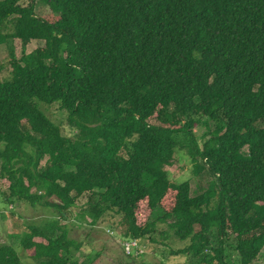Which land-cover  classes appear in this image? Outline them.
<instances>
[{"label":"trees","instance_id":"obj_1","mask_svg":"<svg viewBox=\"0 0 264 264\" xmlns=\"http://www.w3.org/2000/svg\"><path fill=\"white\" fill-rule=\"evenodd\" d=\"M15 40L21 57L0 77V195L56 214L35 225L12 213L0 264H23L18 247L37 264H96L101 254L78 258L82 243L61 222L82 198L79 224L110 214L114 236L153 245L172 233L189 244L170 254L188 264L258 260L264 0H0V46ZM39 106L66 113L72 136ZM177 151L206 174L202 187L170 179Z\"/></svg>","mask_w":264,"mask_h":264},{"label":"rangeland","instance_id":"obj_2","mask_svg":"<svg viewBox=\"0 0 264 264\" xmlns=\"http://www.w3.org/2000/svg\"><path fill=\"white\" fill-rule=\"evenodd\" d=\"M37 7H44L46 11L50 9L40 3L37 4ZM36 41H32L27 47V52L29 53L37 46ZM14 52L15 56L19 59L22 54L21 44L15 41H9L7 44L0 46V66H4V73L0 74V77H6L8 74L9 61L11 59V53ZM6 72V74H5ZM39 109L44 112L52 121L57 124H61L63 127L64 134L67 136H72V130L66 126V113L60 111L58 106L47 107L39 106ZM216 128L214 122L209 121L208 126H199L195 129V133L202 142L206 137L208 131H213ZM205 136V137H204ZM199 144L201 145V143ZM176 159L174 160V165L169 167L170 179L175 182H184L191 180L193 182V188L196 190L198 187H202L207 180L206 174L204 172L197 173L196 165L192 161L185 151H177ZM7 185H3L2 191L7 193ZM4 195H0V244H13V239L9 236L10 229L12 227L11 214L17 212L23 219V221L29 222L30 224H42L46 220L52 218L56 212L53 210L47 211L44 208L39 206H29L26 204H19L16 206L4 205L3 201L5 198ZM173 196H168L164 201L165 207L169 208L172 205ZM86 199L82 198L78 201L77 206L74 207L70 213L67 214L68 219L61 220L63 224H66L70 230L69 237L74 238L81 245V250L77 253V257L82 259L86 255L99 252L101 255L97 258L96 264H115L120 262L122 256H126L122 251V238L112 233L114 229L115 222L118 221L117 217H112L110 214H105L103 218L98 220V222L93 225H81L80 221L77 220V214L79 208L84 206ZM143 204L141 210L139 211L140 219L145 220L150 214L149 210ZM159 218V214L155 213L152 218V221H155ZM112 228V229H111ZM164 226H160V230H164ZM157 238L160 240L158 244H151L149 240L141 241L142 247H144L146 253L136 258V264H188V259L185 256H172L170 254L171 250H179L185 248L189 243L179 241L171 233L168 236V239H161L160 235H157ZM12 239V240H11ZM36 241H40L36 239ZM121 243V245L119 244ZM232 243V242H231ZM227 244L226 252L227 258L230 262L236 258L234 250L231 248L230 244ZM19 254L22 259L23 264H37L33 259L26 254L23 249L18 247ZM254 264H264V249L261 252L258 260Z\"/></svg>","mask_w":264,"mask_h":264},{"label":"built area","instance_id":"obj_3","mask_svg":"<svg viewBox=\"0 0 264 264\" xmlns=\"http://www.w3.org/2000/svg\"><path fill=\"white\" fill-rule=\"evenodd\" d=\"M121 243L125 254L128 256L140 257L146 253L144 247L141 245V240H125Z\"/></svg>","mask_w":264,"mask_h":264}]
</instances>
